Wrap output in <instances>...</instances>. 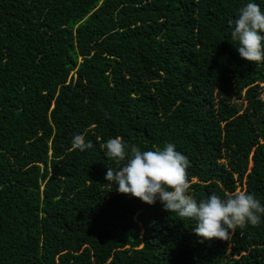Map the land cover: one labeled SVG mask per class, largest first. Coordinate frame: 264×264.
<instances>
[{"label": "trees", "instance_id": "1", "mask_svg": "<svg viewBox=\"0 0 264 264\" xmlns=\"http://www.w3.org/2000/svg\"><path fill=\"white\" fill-rule=\"evenodd\" d=\"M247 2L0 0V264H264V216L208 240L105 180L108 139L173 143L193 198L264 204V63L230 36Z\"/></svg>", "mask_w": 264, "mask_h": 264}, {"label": "clouds", "instance_id": "2", "mask_svg": "<svg viewBox=\"0 0 264 264\" xmlns=\"http://www.w3.org/2000/svg\"><path fill=\"white\" fill-rule=\"evenodd\" d=\"M230 23L231 40L237 45L239 57L264 63V8L256 0H249ZM71 146L81 151L93 147L84 134H75ZM103 147L107 158L123 162L120 168L108 167L105 175L117 192L148 205L160 202L166 211L195 220L194 232L202 238L229 241L236 228L256 225L264 216V204L243 190L224 196L213 193L202 200L193 198L188 178L190 161L173 143L141 150L117 136Z\"/></svg>", "mask_w": 264, "mask_h": 264}, {"label": "rangeland", "instance_id": "3", "mask_svg": "<svg viewBox=\"0 0 264 264\" xmlns=\"http://www.w3.org/2000/svg\"><path fill=\"white\" fill-rule=\"evenodd\" d=\"M262 88H263V91H264V84L262 85ZM264 93V92H263ZM239 104H244L246 106L247 102L245 101V99L243 100H236ZM240 190H243L244 191V187L241 189V186L240 188L238 189V191ZM229 253H232V249L231 247L229 248Z\"/></svg>", "mask_w": 264, "mask_h": 264}]
</instances>
